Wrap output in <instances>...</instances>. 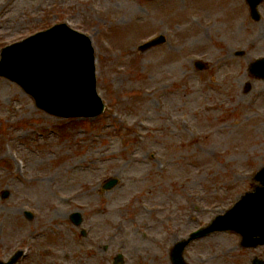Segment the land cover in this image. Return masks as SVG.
I'll use <instances>...</instances> for the list:
<instances>
[{"label":"rangeland","instance_id":"rangeland-1","mask_svg":"<svg viewBox=\"0 0 264 264\" xmlns=\"http://www.w3.org/2000/svg\"><path fill=\"white\" fill-rule=\"evenodd\" d=\"M258 10L255 21L244 0H0V50L60 22L88 35L106 105L59 119L0 78V261L29 246L25 264H111L116 251L124 264H170L176 240L251 189L264 165V80L249 73L264 57V1ZM156 35L165 42L138 50ZM110 177L119 185L102 191ZM238 242L211 234L184 257L264 259V246Z\"/></svg>","mask_w":264,"mask_h":264},{"label":"water","instance_id":"water-1","mask_svg":"<svg viewBox=\"0 0 264 264\" xmlns=\"http://www.w3.org/2000/svg\"><path fill=\"white\" fill-rule=\"evenodd\" d=\"M0 75L17 82L38 106L52 114L96 116L104 109L95 91L90 41L64 24L6 47L1 53ZM255 180L262 186L254 187L225 215L193 233L188 241L213 231L231 230L242 236L244 247L264 244V167ZM116 182L111 180L108 187ZM188 241H181L172 249L173 264H185L182 253Z\"/></svg>","mask_w":264,"mask_h":264},{"label":"bare ground","instance_id":"bare-ground-1","mask_svg":"<svg viewBox=\"0 0 264 264\" xmlns=\"http://www.w3.org/2000/svg\"><path fill=\"white\" fill-rule=\"evenodd\" d=\"M251 42L252 43H255L257 40H258V38H257V36L256 35H253L252 37H251Z\"/></svg>","mask_w":264,"mask_h":264}]
</instances>
